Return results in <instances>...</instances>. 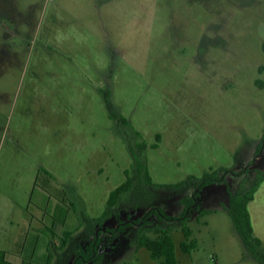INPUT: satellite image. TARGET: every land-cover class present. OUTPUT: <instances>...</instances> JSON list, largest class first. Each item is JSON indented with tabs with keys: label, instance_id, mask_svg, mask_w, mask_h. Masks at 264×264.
Wrapping results in <instances>:
<instances>
[{
	"label": "rangeland",
	"instance_id": "374dc122",
	"mask_svg": "<svg viewBox=\"0 0 264 264\" xmlns=\"http://www.w3.org/2000/svg\"><path fill=\"white\" fill-rule=\"evenodd\" d=\"M257 79L264 82V0H0V92L12 93L19 106L29 101L45 122L36 132H22L25 158L42 165L41 242L34 254L29 243L16 252L11 236L0 247L11 252L12 264H75L94 239L89 223L126 178L119 170L134 162L130 145H151L161 133L159 146L144 151L151 178L160 184L146 186L153 194L147 201L169 215L185 211L182 199L193 189L176 190L190 175L250 166L242 176L229 173L205 186L187 208L184 223L197 239L188 253L175 224L179 264H259L225 208L227 186L235 192L243 176L249 184L255 168L264 169V85ZM49 85L66 98L60 123L56 114H42ZM106 93L130 124L109 118ZM1 135L0 147L13 138L8 131ZM112 169L117 174L107 178ZM64 196L72 202L66 222L58 207ZM132 207L122 219L147 210ZM248 207L264 241V180ZM116 221L96 227L101 261L83 264H159L146 247H136V224L110 233Z\"/></svg>",
	"mask_w": 264,
	"mask_h": 264
},
{
	"label": "trees",
	"instance_id": "16d2710c",
	"mask_svg": "<svg viewBox=\"0 0 264 264\" xmlns=\"http://www.w3.org/2000/svg\"><path fill=\"white\" fill-rule=\"evenodd\" d=\"M263 67L260 68L262 71ZM259 86H263L264 82L260 79L256 80ZM105 104L107 110L110 113L112 119L118 123L125 125L130 124V121L121 113L116 111L114 102L111 99V94L106 93ZM161 141V134H156V141L149 145L147 142L142 141L136 145H130V150L134 162L131 168L125 170V180L113 188L107 199V205L104 212L95 217L88 227L94 232V239L86 251H80L75 264H83L85 261L94 260L101 261L103 255L98 250V244L101 241V231L96 230V227L100 226L102 221L115 217L116 224L109 228L110 233H115L125 230L127 227L136 224L134 230V242L136 247H146L150 256L153 259L158 260L159 264H179V260L176 253L175 241L173 238V230L175 224H180L184 233V239L180 241V247L183 252H190L193 248L197 247V239L192 237V228L184 223V220L189 216L186 213L187 208L192 206L203 190V188L209 184L215 182L224 181L226 175L231 173L234 175L242 176L249 171L250 166L240 169L238 171L230 170L228 168H213L210 171H206L202 176L190 175L187 179L178 183V192L187 191L193 189V194L190 196H184L182 201L185 203V211L179 216H172L165 212L164 208L157 205H152L147 199H152L153 194L148 193L146 186L148 184L157 186L160 184L155 183L149 173L147 159L144 157V151L149 146L158 147ZM245 176H243V183L233 192L229 186L227 190L229 192V202L225 205V208L231 216L234 227L240 236L242 245L248 255L256 260L259 264H264V241L255 233V229L252 223L251 213L248 204L254 199L255 192L259 188L261 182L264 180V169L255 168V176L251 181L246 182ZM138 200L141 201V206L138 205ZM143 204V205H142ZM132 208L146 207V212L137 219H122L121 212L127 211L128 206ZM211 211V209L207 210ZM206 210L201 209L200 215H203ZM152 216H156L152 219ZM70 232L65 231V235L68 236ZM66 239L63 237V242ZM6 251H0V264H12L6 259ZM50 258V257H49Z\"/></svg>",
	"mask_w": 264,
	"mask_h": 264
},
{
	"label": "crops",
	"instance_id": "0c3cea01",
	"mask_svg": "<svg viewBox=\"0 0 264 264\" xmlns=\"http://www.w3.org/2000/svg\"><path fill=\"white\" fill-rule=\"evenodd\" d=\"M56 82H60V80H56ZM65 105L66 98L64 99L62 90L54 89L51 85L43 90L42 108L44 110H42V114H47V118L50 119V114L53 113L56 114L55 121L62 122L60 115L66 114ZM72 111L77 113V107H74ZM38 114L40 113L30 106L29 101L23 102L19 106L12 93L0 92V139L3 136L1 133L6 131L10 132L13 137L10 143L5 146L2 144L0 147V240L6 241V237L11 236V242L18 243L15 247L16 252H21L26 243H29L33 254L42 238V181H39L41 180L42 165L40 159H37L35 165L32 166L30 158H25V153L28 151L25 141L28 137L25 138L22 132L32 127L35 132L42 128L44 121L41 117L37 118ZM127 119L129 120V118ZM34 138L35 144L40 146V141H36L41 137L36 135ZM16 146L19 147L18 150ZM126 169L121 168L119 174L122 173L126 177ZM103 171H105L104 166H100L99 172ZM108 173L107 178H110L112 174H117V169L108 170ZM70 203H67L64 196L58 205L62 211L61 219L64 222L67 221L71 210L72 202ZM16 225L28 228L27 233L24 231L25 229H20V232L16 233L14 229ZM31 229L33 232L31 240H29L28 232ZM2 250L7 252L6 259L12 262L10 260L11 252L5 246L0 247V251Z\"/></svg>",
	"mask_w": 264,
	"mask_h": 264
}]
</instances>
